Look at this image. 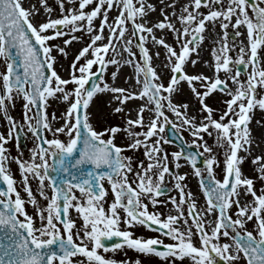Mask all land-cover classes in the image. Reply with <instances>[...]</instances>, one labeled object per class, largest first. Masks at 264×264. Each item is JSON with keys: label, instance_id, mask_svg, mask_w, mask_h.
I'll return each mask as SVG.
<instances>
[{"label": "snow or ice", "instance_id": "6c2138e0", "mask_svg": "<svg viewBox=\"0 0 264 264\" xmlns=\"http://www.w3.org/2000/svg\"><path fill=\"white\" fill-rule=\"evenodd\" d=\"M0 61V264H141L106 256L118 250L162 264H264V139L250 127L264 113V0H0ZM125 66L127 87L116 83ZM186 94L194 112L175 99ZM103 95L120 123L94 111ZM169 127L179 150L165 147ZM168 204L175 214L157 207ZM138 226L157 235L135 236Z\"/></svg>", "mask_w": 264, "mask_h": 264}, {"label": "rangeland", "instance_id": "374dc122", "mask_svg": "<svg viewBox=\"0 0 264 264\" xmlns=\"http://www.w3.org/2000/svg\"><path fill=\"white\" fill-rule=\"evenodd\" d=\"M51 2L53 3V6L55 7V0H51ZM57 12H58V9H57ZM230 31H231V29H230ZM159 34L160 33H157V35H159ZM167 39L169 40V42H172L171 34L167 35ZM149 44L150 45L152 44V42L150 40H149ZM79 46L80 45L77 44L74 47H70L69 48V52H70L69 57L67 58V60L64 61L63 67L62 68H58V70L61 72L62 76L66 77L68 75V72L66 71V69L68 68V64H69V62L72 59V53H74L76 51V48H78ZM205 47L207 49H209L208 46H205ZM160 51H161V58L157 59V63H159V66L161 64V60L163 59V49H160ZM0 64H2V61H0ZM110 67H109V72L112 71V70H110ZM162 70L163 69H161V67H160L159 71H162ZM164 71H165V75H166V70H164ZM131 72H132V68L130 66H125L124 68H122L120 76L117 79L116 83L119 84L120 86L127 87V85L124 83V77L126 75H128V74H131ZM165 82H166V79H165ZM69 87H71V86H69ZM110 98H111L110 95H104L103 97H99L98 100H97V103H96V107L94 108V111L98 112L99 113V118L104 120L105 122L120 123L121 122L120 121V116L118 114H111L110 113V109H108L106 107L107 102H108V100H110ZM222 99H226V97H222ZM221 100H220V102L215 103V106H218V107L222 106L221 105ZM137 102H139V101H137ZM188 102L191 103V104L193 103V105L190 106V111L194 112L195 111L196 101L191 96H189ZM64 107H65V105L63 103H60V102H57V101L53 100V101H51V106L49 107L48 111H49V113L55 111L57 113V115H59L60 112L63 111ZM11 114L13 116H15L16 118H20V115H21L20 103L17 104V107L11 112ZM261 116L264 117V113H261V111L259 109H257L255 111L254 116H253V120L257 121L258 118L261 117ZM3 123H4L3 117L0 116V131L3 130ZM250 127H251V125H250ZM166 133H167V130H166ZM183 138H184V140L188 141L189 143H190V141L192 139L187 131L183 132ZM205 139L207 140L209 145H213L214 144V137H208L207 135H205ZM32 146H33V141L31 139V134L29 133L28 134V138L25 139V147L21 146L23 148V150H24L25 157L28 156V150ZM165 147L167 148V150L169 152L174 151V150H179L178 145L176 143H173L171 145H165ZM13 153H15V149L14 148H13ZM128 154H131V153H128ZM221 158H222V155H221ZM186 167H187L186 171H184V172H188L189 173V175H188V177L186 179L187 188L190 189L194 193V189H193L192 186H195V188H196L195 198L197 200V207L198 208H202V207L205 206V196L203 194L202 189L199 186V178L195 177L192 174V170H191L189 165L186 164ZM203 167H204V164H203V166L201 168H203ZM243 169L245 170V172H244L245 175H248L250 177H255L257 175V173L255 172L250 160L245 161V163L243 165ZM13 171H14V173L16 175L17 180L19 181L20 174H19L18 170L16 169L15 165H13ZM181 173H183V172H181ZM205 177H206V174H205ZM217 178L218 179L222 178V173L220 172L219 168H217ZM260 186H261V183L259 181H257L256 187L259 188ZM35 187H36V185H35V182L33 181V188L35 189ZM105 187L106 188L109 187L107 185V183H105ZM168 188L169 189L172 188V183L171 182H169ZM167 194L168 195H172V196H177V192L174 191V190L168 191ZM22 195H23V193H22ZM110 198H111V193H109V199ZM165 198L166 197H163V196L160 197L161 200H163ZM157 207H158L159 211H161V212H165V213L172 212L173 214H175V209H174V207L171 204H168L167 206H157ZM28 210H29V212H32V208L30 206H29ZM73 217L75 218V214L74 213H73ZM80 223H81V221L77 220V224L79 225ZM249 227H252V225L250 224ZM132 231H133L135 236H143L145 238L153 237V236L157 235L156 232L150 231L147 228L139 227V226L136 227V228H133ZM127 251H128L127 254L131 255L130 251L129 250H127ZM133 253H134L133 254L134 255L133 256V261H134V257H136V258L139 257L140 261H141V264H162L160 259L155 257L154 255L139 254V253H137L135 251ZM123 260H125V258Z\"/></svg>", "mask_w": 264, "mask_h": 264}, {"label": "bare ground", "instance_id": "6f19581e", "mask_svg": "<svg viewBox=\"0 0 264 264\" xmlns=\"http://www.w3.org/2000/svg\"><path fill=\"white\" fill-rule=\"evenodd\" d=\"M204 45L210 47V45H211L210 39H206L205 42H204ZM205 46H203V50H202L201 55H202V57L204 59H211L209 49H207ZM149 47L152 48L153 51L156 50L155 46L152 45V44L151 45L149 44ZM153 63L156 66V68L158 69L157 71H159L160 66H159V63H157V59L156 60L154 59ZM110 70H113V68L110 67ZM189 70L190 71H204L205 68H204L203 65H200L196 69H191L190 68ZM103 96H100V97H103ZM188 98H189V96L186 94L185 97H176L175 99L179 101V100H182V99H187L188 100ZM221 99H222V97H218L217 100L214 103L220 102ZM133 103L134 104H139V102H137V101H135ZM192 105H193V103L192 104L190 103V106H192ZM258 119H264V117L261 116ZM251 128L253 129V135L256 137V139L258 141L261 140V139H264V127H258L257 124H256V121L253 120V122L251 124ZM181 163L183 164L184 161H181ZM186 168L187 167H186V164H185V166L180 169V172L186 171ZM244 172H245V170H244ZM192 187H193L194 193H195L196 192V188H195V186H192Z\"/></svg>", "mask_w": 264, "mask_h": 264}, {"label": "flooded vegetation", "instance_id": "af4514ba", "mask_svg": "<svg viewBox=\"0 0 264 264\" xmlns=\"http://www.w3.org/2000/svg\"><path fill=\"white\" fill-rule=\"evenodd\" d=\"M130 251V253H131V255H128L127 257L125 256V254H124V251L123 250H118V251H116V252H112V251H110V252H108L107 254H106V256H108V257H110V258H113V259H116L117 261H124L123 259L125 258V260L126 259H129L130 261H133V252L134 251H132V250H129ZM128 252V251H127ZM139 258V257H138ZM135 259H137L136 257H134V260ZM140 259V258H139Z\"/></svg>", "mask_w": 264, "mask_h": 264}, {"label": "water", "instance_id": "95a60500", "mask_svg": "<svg viewBox=\"0 0 264 264\" xmlns=\"http://www.w3.org/2000/svg\"><path fill=\"white\" fill-rule=\"evenodd\" d=\"M172 131H173V129H171V127H169V128H168V135H169V137H170L171 139H173L174 142H175L176 144L181 145L182 141H181L179 138H177V137H178V134H177V137H172V136H171ZM24 142H25V139L22 138V141H21L22 145H24ZM191 150H192V151H196L195 147H192ZM203 159H204V157H201L200 162L198 163V166H199V167H202V166H203ZM116 239H117V238H113L112 241H114V240H116ZM108 242H110V241H108Z\"/></svg>", "mask_w": 264, "mask_h": 264}]
</instances>
